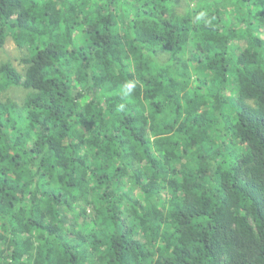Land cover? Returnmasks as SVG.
I'll list each match as a JSON object with an SVG mask.
<instances>
[{"label":"trees","instance_id":"1","mask_svg":"<svg viewBox=\"0 0 264 264\" xmlns=\"http://www.w3.org/2000/svg\"><path fill=\"white\" fill-rule=\"evenodd\" d=\"M262 29L264 0H0V264H264Z\"/></svg>","mask_w":264,"mask_h":264},{"label":"rangeland","instance_id":"2","mask_svg":"<svg viewBox=\"0 0 264 264\" xmlns=\"http://www.w3.org/2000/svg\"><path fill=\"white\" fill-rule=\"evenodd\" d=\"M224 18L225 20H227L230 16V9H224ZM262 35L264 36V29H262ZM23 51L20 50L15 41L13 40V38L10 36L7 39L6 44L3 47V50L0 51V55L3 58H9L10 60H12V62L14 63V65H16L19 69H23L24 65L20 62V57L22 56ZM15 89H11L7 92L6 95H10V96H14L15 95ZM6 95H4L3 93L0 94L1 97H5Z\"/></svg>","mask_w":264,"mask_h":264},{"label":"clouds","instance_id":"3","mask_svg":"<svg viewBox=\"0 0 264 264\" xmlns=\"http://www.w3.org/2000/svg\"><path fill=\"white\" fill-rule=\"evenodd\" d=\"M127 88H128V90H131L132 85L131 84L127 85Z\"/></svg>","mask_w":264,"mask_h":264}]
</instances>
